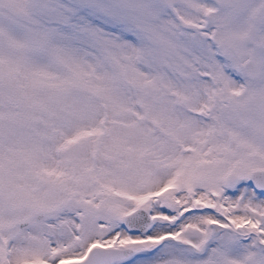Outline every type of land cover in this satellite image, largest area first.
<instances>
[{
    "label": "snow or ice",
    "instance_id": "6c2138e0",
    "mask_svg": "<svg viewBox=\"0 0 264 264\" xmlns=\"http://www.w3.org/2000/svg\"><path fill=\"white\" fill-rule=\"evenodd\" d=\"M0 264H264V0H0Z\"/></svg>",
    "mask_w": 264,
    "mask_h": 264
}]
</instances>
